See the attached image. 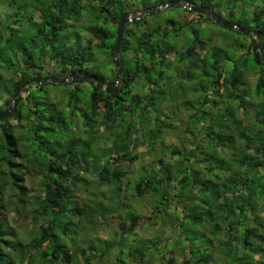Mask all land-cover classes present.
<instances>
[{
    "label": "trees",
    "instance_id": "obj_1",
    "mask_svg": "<svg viewBox=\"0 0 264 264\" xmlns=\"http://www.w3.org/2000/svg\"><path fill=\"white\" fill-rule=\"evenodd\" d=\"M133 1L0 0V112L38 81L0 118V264H147L158 253L166 264H264V0H183L257 32L255 70L244 69L255 38L209 16L148 23L158 14L146 11L172 0ZM132 9L142 15L124 27L116 79L118 25ZM250 76L256 101L237 102ZM139 148L149 161L131 182L120 165ZM90 186L110 189V204ZM27 213L23 236L11 214ZM150 220L168 222V236L129 242ZM103 227L112 238L93 236Z\"/></svg>",
    "mask_w": 264,
    "mask_h": 264
},
{
    "label": "rangeland",
    "instance_id": "obj_2",
    "mask_svg": "<svg viewBox=\"0 0 264 264\" xmlns=\"http://www.w3.org/2000/svg\"><path fill=\"white\" fill-rule=\"evenodd\" d=\"M141 1L142 0H135L133 1L135 4H141ZM146 3H153L154 0H144ZM138 6V5H137ZM154 7H157V6H154ZM152 7L150 10H153ZM176 8L178 7H173V8H170V7H161L159 10L155 11V9L153 10L152 13H157L158 14V18L157 19H154L153 17H151L150 15H148L147 17V22L148 23H152L154 21H158L160 23H163L167 18L169 17H176L177 20H179L180 22H183V21H190V20H195L196 17H195V14L194 15H191V14H188V13H183L185 11L182 12V9L179 8V10H176ZM214 8V7H212ZM215 10L217 9H214V12ZM221 12H226L224 10H220ZM238 12V13H237ZM240 11L236 9L235 11V14H236V17L237 15H239ZM151 14V13H150ZM142 15V12L140 10H129L128 12V17H131V18H136L138 16ZM177 15V16H176ZM221 18L223 19H226L227 20V16L224 15V14H220ZM218 16V17H220ZM209 22V21H208ZM205 24V25H204ZM207 28V29H211L214 33V35L218 34L219 31H223V29L220 27V26H212V24H206V22L202 25H200V27H204ZM216 26V27H215ZM225 31V30H224ZM224 31H223V34H224ZM239 33V32H238ZM186 38V37H185ZM187 42H189V40L187 39H183V41H181V43L179 44V47H182L183 45H186ZM261 40L258 41L259 45L261 44ZM213 45V43H211L208 48H210L211 46ZM238 50V49H237ZM235 51L232 49V47L228 48V54L231 55V53L235 54L234 53ZM257 52H259V49L257 50ZM237 53V52H236ZM252 55H250L248 57V62L246 64V66L244 67V69H251V70H255V69H259L257 66V64L255 63H258L256 60H252L251 58ZM173 59V57L171 58ZM226 64H231L229 61H226L225 62ZM262 65V64H261ZM243 70V69H242ZM249 89H246L242 92L240 91H237L235 92V94H237L239 97H237V102L238 101H241L243 100L244 98L246 99H249L251 101L255 100L256 101V90H255V80H254V77L250 76L249 78ZM50 79H48L49 81ZM42 81H47L46 79L45 80H42ZM26 96V93L23 94V97ZM189 97V96H188ZM191 98V97H189ZM165 106L168 108L167 109V115L169 117H174L173 114L171 113V110L169 108H171V104L168 105V102L165 103ZM179 113V112H177ZM176 113V114H177ZM184 116L185 114H179L177 117H174V118H178L180 120H183L184 119ZM244 124H247V121L244 120ZM164 134L166 135V139H167V143L168 144H171V145H176L178 146L179 145V139L178 137L175 135L176 132L175 131H171V130H164ZM201 142V141H200ZM138 155H139V159L138 160H134L133 163L129 166L128 164H121V169L123 171H126L127 173H131L130 175V178L129 180L131 182L134 181V179L137 177V174H138V169L141 167L142 164H145L149 161V159L145 156V154H143V148H139L138 150ZM165 160L166 162H172L174 160V157L170 154V152L168 151L167 152V156L165 157ZM92 181H96V178H95V174H91V176L89 177ZM125 182H127V180L124 181V193L123 194H129L130 193V189H129V186L130 184H126ZM36 183H37V180H30V179H26L25 181V185L31 189H34L35 192H38V189H36ZM89 191L90 194H101L103 197H104V205H109L110 203L106 202V199L108 197H111L113 196V193L110 191V189L106 188V187H101L100 189H97L96 190V187L95 186H90L89 188ZM34 192V193H35ZM133 207H135L137 210H139L141 213L145 214V215H148L149 212H150V205L147 204L146 202H137V203H134L132 204ZM29 214H22V216H19V217H15L16 215L15 214H11V217H14V220H15V226L19 227V230L21 231L22 235L25 236L27 234V232L30 231V228L28 226H30V224L28 223V216ZM151 224L148 223V225H146L142 230L138 231L137 232V235L135 237H132L130 238L129 242L131 241H138V240H143L145 242H150L152 240H155V239H158V238H161V236H168L169 234V231H170V224L167 222V223H163V221L161 222V220H155V222L153 220H150L149 221ZM116 220L115 219H112L111 220V224L112 225H116ZM93 236H96L98 237L99 239H107V238H112V234H111V230L110 228H107V227H103V228H100L98 229ZM147 261L148 263L147 264H166L165 260L159 256V253L158 255L155 254L154 258H147ZM107 263V261H105Z\"/></svg>",
    "mask_w": 264,
    "mask_h": 264
},
{
    "label": "water",
    "instance_id": "obj_3",
    "mask_svg": "<svg viewBox=\"0 0 264 264\" xmlns=\"http://www.w3.org/2000/svg\"><path fill=\"white\" fill-rule=\"evenodd\" d=\"M161 7H165V8H167V7H170V8L178 7V8L184 9V10H188V11L192 12L195 15L209 16L214 23H216V24H218V25H220V26H222V27H224L226 29L239 32V33H241L243 35H246L248 37L255 38L256 42H255L254 47H253V52H254V56H255L256 61H258L257 50L260 47L258 41L261 40L259 34L257 32H255V31L249 30L246 27L237 25V24H235L233 22H230V21H228L226 19H223L221 17L216 16L214 14V8H212V7H204V6H200V5H194V4H191V3L183 1V0H172V1L168 2V3H166V4L154 7L153 10L155 9V11H157ZM153 10L146 11L145 14L152 13ZM138 19L139 18L128 17V14H124L121 17V19H120V22H119V25H118L116 42H115V50H114L115 51V65H116V68H117L116 79H118L120 77V57L118 55V47H119V44H120L122 36H123L124 27H125V25L127 23L132 22L134 20H138ZM262 52H263V49L260 48L259 53H262ZM258 62L264 66V60L258 61ZM74 78H82V79L88 81L89 83L93 84L97 88H99V89H101V90H103V91H105L107 93L116 92L117 89H118V84L117 83H115L112 87H110L109 85H105V84L97 82L93 77H91L89 75L75 76ZM32 82L36 83L38 81L36 79H34V80H32V81H30L28 83L22 84L20 87H18L16 89V91L14 92L13 97H12L11 105L13 104V102L17 98V96L22 92V90L25 87L29 86ZM11 105H10L9 109L6 112H4V113L0 112V118L3 119L5 117H7L9 114L12 115V113H10Z\"/></svg>",
    "mask_w": 264,
    "mask_h": 264
}]
</instances>
